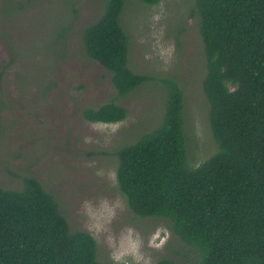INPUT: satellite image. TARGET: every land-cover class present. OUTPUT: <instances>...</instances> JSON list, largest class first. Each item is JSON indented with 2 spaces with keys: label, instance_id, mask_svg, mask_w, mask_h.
Segmentation results:
<instances>
[{
  "label": "rangeland",
  "instance_id": "1",
  "mask_svg": "<svg viewBox=\"0 0 264 264\" xmlns=\"http://www.w3.org/2000/svg\"><path fill=\"white\" fill-rule=\"evenodd\" d=\"M194 2L161 0L149 7L126 1L120 22L129 38L127 66L150 79L118 98L110 76L81 45L82 31L100 18L105 0H0V187L18 190L23 178L37 179L70 231L93 237L101 263L166 258L182 264L185 256L188 262L197 257L164 220L133 217L115 182L118 147L161 121V79L174 78L184 93L188 166L216 151L200 88L202 45L196 19L188 17ZM109 100L125 109L124 121L81 118L82 109Z\"/></svg>",
  "mask_w": 264,
  "mask_h": 264
},
{
  "label": "trees",
  "instance_id": "2",
  "mask_svg": "<svg viewBox=\"0 0 264 264\" xmlns=\"http://www.w3.org/2000/svg\"><path fill=\"white\" fill-rule=\"evenodd\" d=\"M126 1L105 0L100 18L81 33L85 56L110 76L118 98L150 79L127 66ZM133 1L150 7L161 0ZM188 17L202 45L200 88L216 151L188 166L184 93L174 78L161 79V121L118 147L116 187L133 217L164 220L195 251L182 264H264V0H195ZM126 115L111 100L81 111L89 123L116 124ZM0 264L124 263L99 262L93 237L71 232L54 197L27 177L18 190L0 187Z\"/></svg>",
  "mask_w": 264,
  "mask_h": 264
}]
</instances>
